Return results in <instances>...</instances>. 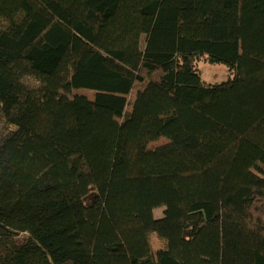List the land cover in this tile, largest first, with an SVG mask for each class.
<instances>
[{
	"label": "trees",
	"instance_id": "obj_1",
	"mask_svg": "<svg viewBox=\"0 0 264 264\" xmlns=\"http://www.w3.org/2000/svg\"><path fill=\"white\" fill-rule=\"evenodd\" d=\"M1 21L0 264H264V0H0Z\"/></svg>",
	"mask_w": 264,
	"mask_h": 264
},
{
	"label": "rangeland",
	"instance_id": "obj_2",
	"mask_svg": "<svg viewBox=\"0 0 264 264\" xmlns=\"http://www.w3.org/2000/svg\"><path fill=\"white\" fill-rule=\"evenodd\" d=\"M7 26L4 21L0 22V28L3 29ZM201 80L206 84H216L224 81L227 78L228 71L224 65L221 64H208L206 62H200L198 64ZM10 132H14L15 128H10ZM157 215H160V210L157 211ZM25 238V235H20L19 238ZM157 240V239H156ZM157 245L162 247V242H157Z\"/></svg>",
	"mask_w": 264,
	"mask_h": 264
}]
</instances>
